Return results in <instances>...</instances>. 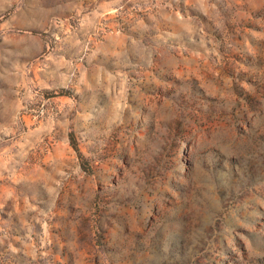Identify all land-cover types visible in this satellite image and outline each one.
Returning <instances> with one entry per match:
<instances>
[{"label": "rangeland", "instance_id": "374dc122", "mask_svg": "<svg viewBox=\"0 0 264 264\" xmlns=\"http://www.w3.org/2000/svg\"><path fill=\"white\" fill-rule=\"evenodd\" d=\"M0 264H264V0H0Z\"/></svg>", "mask_w": 264, "mask_h": 264}]
</instances>
